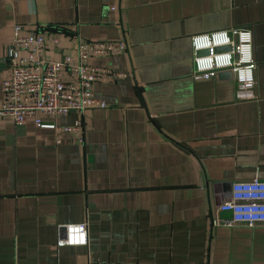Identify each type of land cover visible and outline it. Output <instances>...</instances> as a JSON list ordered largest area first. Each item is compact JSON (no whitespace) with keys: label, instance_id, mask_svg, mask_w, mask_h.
<instances>
[{"label":"crops","instance_id":"obj_1","mask_svg":"<svg viewBox=\"0 0 264 264\" xmlns=\"http://www.w3.org/2000/svg\"><path fill=\"white\" fill-rule=\"evenodd\" d=\"M14 24L53 33L45 60L78 38L123 40L93 62L130 75L91 85L103 107L36 112L80 116L81 141L0 117V264H264V223L214 222L231 180L264 178V0H0V81ZM237 27L254 84L194 74L190 36ZM79 221L87 245L57 246Z\"/></svg>","mask_w":264,"mask_h":264},{"label":"built area","instance_id":"obj_2","mask_svg":"<svg viewBox=\"0 0 264 264\" xmlns=\"http://www.w3.org/2000/svg\"><path fill=\"white\" fill-rule=\"evenodd\" d=\"M56 43L53 33L47 37L41 32L22 31V25L12 26V35L6 45V61L9 75L0 81V117L8 116L15 123L31 117L40 127L53 128L57 133H70L81 141V118L70 124L44 121L36 112L52 115L75 110L79 115L89 107H103L105 101L95 96L91 85L110 81L130 74L110 66L93 62L95 57L119 55L126 50L123 40H91L78 38L75 54L63 55L58 60H45L42 51L49 43ZM227 46L224 50L217 47ZM190 47L194 53L192 71L196 75L208 76L220 70L231 73V79L243 85L254 84L253 37L250 28L237 27L217 29L190 36ZM199 50L207 53L196 54ZM59 140L58 136L55 138ZM219 211L227 212L215 223L231 225L242 223L255 225L264 223V178L231 180L229 190L218 203ZM61 234L55 244L87 245L86 221L60 224ZM86 264H117L110 260H99L87 255ZM126 264H136L127 262Z\"/></svg>","mask_w":264,"mask_h":264},{"label":"water","instance_id":"obj_3","mask_svg":"<svg viewBox=\"0 0 264 264\" xmlns=\"http://www.w3.org/2000/svg\"><path fill=\"white\" fill-rule=\"evenodd\" d=\"M227 49V46H221V47H217L215 48V50H224ZM207 53V50H199L196 52V54H204ZM218 77H222V78H231V73L227 70H220L217 73Z\"/></svg>","mask_w":264,"mask_h":264}]
</instances>
